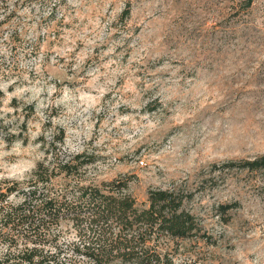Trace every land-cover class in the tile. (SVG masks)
<instances>
[{
    "label": "rangeland",
    "instance_id": "374dc122",
    "mask_svg": "<svg viewBox=\"0 0 264 264\" xmlns=\"http://www.w3.org/2000/svg\"><path fill=\"white\" fill-rule=\"evenodd\" d=\"M78 153L93 159L58 167ZM261 154L264 0H0V188L36 190L11 192L5 208L73 198L78 182L123 178L141 206L151 188L183 187L205 235L163 237L162 251L179 264H264V167L212 168ZM39 161L54 168L46 182ZM62 212L0 218V241L55 238L68 261L97 232Z\"/></svg>",
    "mask_w": 264,
    "mask_h": 264
},
{
    "label": "trees",
    "instance_id": "16d2710c",
    "mask_svg": "<svg viewBox=\"0 0 264 264\" xmlns=\"http://www.w3.org/2000/svg\"><path fill=\"white\" fill-rule=\"evenodd\" d=\"M252 1L247 0L248 3ZM55 135L61 141L65 135L64 129H58ZM84 155L78 153L72 157V161L58 167L67 173L73 171L72 167L77 171L81 165L93 159H80ZM235 167L251 170L263 168L264 154L251 159H229L220 165L213 164L212 168L230 170ZM34 172L43 182L55 173L54 168L50 170L44 161L37 163ZM127 185L128 181L123 178L105 180L101 184L78 182L73 185V198L47 195L37 199L32 208H23V204L5 208V201L11 192L20 190L25 195L27 192L35 194V189L19 188L15 181L7 184L6 190L0 188V218L7 225L15 227L26 222L35 225L34 215L38 212L41 214V211L58 219L66 208L68 212L73 211L77 220H86L93 232H97L92 240L73 241V253L65 262L61 259V248L55 238L32 236L21 241L12 236L0 241L5 247L0 264H179L174 255L170 251H162L158 243L163 237L205 235L201 232L197 215L184 204L192 193L183 187L151 188L148 205L141 206L132 194L123 192ZM234 205L221 203L219 208L226 213ZM42 224L46 225L41 221L37 223L39 226ZM79 229L83 235L82 228Z\"/></svg>",
    "mask_w": 264,
    "mask_h": 264
}]
</instances>
